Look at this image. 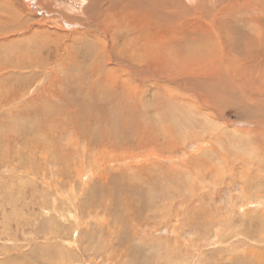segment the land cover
I'll use <instances>...</instances> for the list:
<instances>
[{
    "label": "rangeland",
    "instance_id": "374dc122",
    "mask_svg": "<svg viewBox=\"0 0 264 264\" xmlns=\"http://www.w3.org/2000/svg\"><path fill=\"white\" fill-rule=\"evenodd\" d=\"M144 1L0 0V264H264V0Z\"/></svg>",
    "mask_w": 264,
    "mask_h": 264
},
{
    "label": "bare ground",
    "instance_id": "6f19581e",
    "mask_svg": "<svg viewBox=\"0 0 264 264\" xmlns=\"http://www.w3.org/2000/svg\"><path fill=\"white\" fill-rule=\"evenodd\" d=\"M39 1L41 2V1H43V0H38V2H39ZM107 1H108V0H107ZM109 1H111V4H110L111 7H110V9L113 10V9L115 8V6L113 5L114 2H113V0H109ZM141 1H144V0H141ZM232 1H235V0H232ZM237 1H238V3H239V1L241 2V0H237ZM31 2H32V1H31ZM36 2H37V1H36ZM82 2H83V1H82ZM87 2H88V0H87ZM115 2H116V0H115ZM145 2H147V0L144 1L143 3H145ZM245 2H246V1H245ZM102 3H103V2H102ZM109 3H110V2H109ZM109 3L107 4V6L109 5ZM134 3H135V1H133V2L130 4L131 6L128 7V10H127V12H129V13H128L129 16H132V17H133V18H131V20H130V26H133V25L135 24V22H136V19H135V17H134V14H136L135 11H137V9H138V7H139V6H138V7L136 8V10H135L134 8H135L136 6H135V7H132L133 5H135ZM165 3H166V2H165ZM235 3H236V2H235ZM235 3H234V4H235ZM249 3L251 4V2H249ZM42 4H44V3L42 2ZM86 4H88V3H86ZM103 4H104V3H103ZM117 4H118V3H117ZM139 4H140V3H139ZM210 4H211V3H210ZM234 4H233L232 6H234ZM44 5H45V4H44ZM100 5H101V4H100ZM227 5H228V4H227ZM242 5H243V4H242ZM254 5H255V4H254ZM45 6H46V5H45ZM105 6H106V4H105ZM124 6L127 7V5H124ZM140 6H141V5H140ZM148 6H150V5H148ZM196 6H197V5H196ZM228 6H229V5H228ZM89 7H90V6H89ZM126 7H124V9H127ZM150 7H153V6L151 5ZM179 7H180V6H179ZM229 7H230V6H229ZM237 7H238V6H237ZM36 8H38V7H36ZM104 8H105V7H104ZM163 8H164V7H163ZM215 8H216V7H215ZM215 8H214V9H215ZM88 9H89V8H87L86 11H88ZM106 9H107V10H110V9H108V8H106ZM141 9H142V7H141ZM177 9H178V8H177ZM177 9H176V10H177ZM238 9H239V8H238ZM99 10H100V8H99ZM122 10H123V9H122ZM157 10H158V9H157ZM171 10H172V9H171ZM191 10H192V9H191ZM102 11H103V10H102ZM138 11H139V10H138ZM141 11H142V10H141ZM152 11H153V10H152ZM163 11H164V10H162V12H163ZM214 11H215V10H214ZM218 11H219V10H218ZM139 12H140V11H139ZM158 12L161 13V10H159ZM102 13H103V12H102ZM106 13L109 14V12H106ZM140 13H141V12H140ZM152 13H153V12H152ZM156 13H157V12H156ZM172 13H173V11L171 12V14H172ZM177 13H178V12H177ZM179 13H180V12H179ZM212 13H213V11H212ZM51 14H52V13H51ZM120 14H121V13H120ZM123 14H124V11L122 12L121 15H123ZM161 14H163V13H161ZM174 14L176 15L175 11H174ZM180 14H182V13H180ZM180 14H179V15H180ZM183 14H184V13H183ZM183 14H182L181 16L184 17L185 15H183ZM112 15H115V14H112ZM138 15H139V14H138ZM146 15H147V14H146ZM156 15H157V14H156ZM158 15H159V14H158ZM187 15H188V14H187ZM140 16H141V14H140ZM152 16H153V15H152ZM181 16H179V17H181ZM101 17H102V16H101ZM103 17H104V16H103ZM109 17H110V16H109ZM113 17H114V16H113ZM113 17H112V18H113ZM121 17H122V16H121ZM172 17H173V16H172ZM177 17H178V15H177ZM183 17H182V18H183ZM192 17H193V16H192ZM141 18H142V17H141ZM153 18H154V17H153ZM185 18H186V17H185ZM199 18H200V17H199ZM215 18H216V17H215ZM119 19H120V17H119ZM175 19H176V18H175ZM208 19H209V18H208ZM251 19H252V18H251ZM124 20H125V19H124ZM138 20H139V19H138ZM178 20H179V19H178ZM188 20H189V19H188ZM204 20H205V19H204ZM209 20H210V19H209ZM248 20H249V19H248ZM58 21H59V20H58ZM98 21H99V19H98ZM207 21H208V20H207ZM211 21H212V19H211ZM211 21H208V22L213 23V21H215V20L213 19V21H212V22H211ZM253 21H254V20H253ZM253 21H252V22H253ZM260 21H261V20H260ZM263 21H264V20H262V22H263ZM50 22H51V21H50ZM103 22H105V21H103ZM109 22H110V21H109ZM146 22H147L148 26H151V27H152L153 20L149 18V14L147 15ZM181 22H182V21H181ZM189 22H190V20H189ZM215 22H216V21H215ZM248 22H249V21H248ZM59 23H60V22H59ZM100 23H101V22H100ZM140 23H142V22H140ZM184 23H186V22H184ZM196 23H197V22H196ZM198 23H199V22H198ZM201 23H202V21H201ZM217 23H218V22H217ZM111 24H112V23H111ZM119 24H120V23H119ZM188 24H190V23H188ZM207 24H208V23H207ZM257 24H258V22H257ZM86 25H87V24H86ZM92 25H93V26H91V27H93V31H92L93 33H100V34H102L103 36L106 37V35H107V34H106V33H107V28H102V31H100V29H99V27H98V26H99L98 22H97V23H93ZM115 25H116V24H115ZM128 25H129V24H128ZM142 25H143V24H142ZM190 25H191V24H190ZM259 25H261V24H259ZM263 25H264V24H263ZM100 26H101V25H100ZM109 26H111V25H109ZM179 26H180V24H179ZM185 26H186V25H185ZM192 26H193V29H194L195 27H194L193 24L191 25V27H192ZM196 26H197V24H196ZM201 26H202V25H201ZM54 27H55V26H54ZM91 27H90V28H91ZM123 27H124V26H123ZM155 27H156V26H155ZM189 27H190V26H189ZM198 27H199V25H198ZM198 27H197V28H198ZM206 27H209V26H206ZM214 27H215V26H214ZM214 27H213V28H214ZM216 27H217V25H216ZM219 27H221V26H219ZM262 27H263V26H262ZM262 27H261V29H262ZM90 28H89V29H90ZM199 28H200V27H199ZM199 28H198V29H199ZM210 28H211V27H209V29H210ZM66 29H68V27H67ZM87 29H88V28H87ZM189 29H190V28H189ZM200 29L203 30L204 28H203V29L200 28ZM200 29H199V30H200ZM248 29H249V27H248ZM252 29H253V28H252ZM139 30H140V29H139ZM143 30H144V29H143ZM151 30H152V28H151ZM156 30H157V29H156ZM172 30H173V29H172ZM179 30H180V29H179ZM201 30H200V31H201ZM213 30H214V29H213ZM216 30H217V29H216ZM109 31H110V29H109ZM109 31H108V32H109ZM118 31H119V30H118ZM173 31H174V30H173ZM181 31H182V30H180V32H181ZM200 31H199V32H200ZM208 31H209V30H208ZM249 31H251V29H250ZM252 31H253V30H252ZM252 31H251L250 33H254V32H252ZM256 31H257V30H256ZM260 31H261V30H260ZM66 32H67V31H66ZM115 32H116V31H115ZM141 32H142V31H141ZM156 32H157V31H156ZM158 32H159V31H158ZM180 32H179V33H180ZM186 32H187V31H186ZM186 32H184V33H186ZM193 32H194V30H193ZM199 32H198V35L200 34ZM215 32H216V31H215ZM143 33H144V32H143ZM187 33H188V32H187ZM201 33H202V32H201ZM203 33H205V31H204ZM207 33L209 34V32H207ZM145 34H147V33H145ZM158 34H159V33H158ZM160 34H161V33H160ZM160 34H159V35H160ZM176 34H177V33H176ZM234 34H235V33H234ZM110 35H111V34H109V36H110ZM132 35H133V34H132ZM142 35H144V34H142ZM181 35H182V34H181ZM202 35H204V34H202ZM219 35H220V34H219ZM256 35H257V34H256ZM134 36H135V35H134ZM146 36H147V35H146ZM176 36H177V35H176ZM207 36H208V35H207ZM207 36H206V37H207ZM227 36H228V35H227ZM107 37H108V36H107ZM113 37H114V36H113ZM211 37H212V34H211ZM256 37H257V36H256ZM261 37H263V35H262ZM114 38H115V37H114ZM136 38H138V37H136ZM174 38H176V37H174ZM200 38H204V37H201V36H200ZM216 38H217V37H216ZM220 38H222V37H220ZM179 39H180V38H179ZM179 39H178V40H179ZM205 39H206V38H205ZM208 39H211V38L209 37V38H207V40H208ZM214 39H215V38H214ZM222 39H223V38H222ZM237 39H238V38H236V40H237ZM240 39H241V38H240ZM251 39H253L252 36H251ZM255 39H256V38H255ZM255 39H253V40H255ZM263 39H264V38H263ZM112 40H113V39H112ZM201 40H203V39H201ZM212 40H213V38H212ZM212 40H211V41H212ZM218 40H219V39H218ZM192 41H194V40H192ZM215 41H216V40H215ZM232 41H233V40H232ZM261 41H262V40H261ZM263 41H264V40H263ZM202 42H203V41H202ZM207 42H208V41H207ZM217 42H218V41H217ZM253 42H254V41H253ZM109 43H110V42H109ZM145 43H146V46L150 49V48H152L153 45H156V46H157L158 44H160V43H161V40H160V39L152 38L151 40L147 39V40L145 41ZM191 43H192V42H191ZM208 43H210V42H208ZM255 43H256V42H255ZM259 43H260V41H259ZM100 44L102 45L103 43H100ZM222 44H223V43H222ZM226 44H227V43H226ZM101 45H100V46H101ZM105 45H106V44H105ZM111 45H112V44H111ZM200 45H201V44H200ZM202 45H203V44H202ZM207 45H208V44H207ZM207 45H206V46H207ZM209 45H210V44H209ZM240 45H241V44H240ZM97 46H98V45H97ZM108 46H109V45H108ZM189 46H190V45H189ZM192 46H193V45H192ZM211 46H212V45H211ZM190 47H191V46H190ZM209 47H210V46H209ZM223 47H224V46H223ZM237 47H238V46H237ZM113 48H114V47H113ZM186 48H187V47H186ZM188 48H189V47H188ZM224 49H225V48H224ZM261 49H262V48H261ZM102 50H103V49H102ZM183 50H184V49H183ZM186 50L189 51V49H186ZM200 50H201V49H200ZM190 51H191V49H190ZM252 51H253V50H252ZM224 52H225V51H224ZM237 52H238V51H237ZM242 52H243V51H242ZM163 53H164V52H163ZM201 53H202V52H201ZM250 53H251V52H250ZM250 53H249V54H250ZM260 53H261V52H260ZM223 54H224V53H223ZM160 55H161V54H160ZM162 55H164V54H162ZM195 55H196V54H195ZM211 56H212V55H211ZM172 57H173V56H172ZM201 57H202V56H201ZM204 57H205V56H204ZM204 57H203V58H204ZM169 58H170V57H169ZM171 59H172V58H170V59H165V60H168V61H169V60H171ZM254 59H255V58H254ZM154 60H155V59H153V61H154ZM160 60H161V59H160ZM209 60H210V58H209ZM146 61H147V60H146ZM153 61H152V63H153ZM168 61H167V62H168ZM174 61H175V59H174ZM210 61H211V60H210ZM210 61H209V62H210ZM257 61H258V60H257ZM167 62H166V63H167ZM176 62H177V61H175L174 63H176ZM183 62H184V61H183ZM200 62H202V61H200ZM222 62H223V61H222ZM254 62H255V61H254ZM152 63H151V64H152ZM161 63H163V62H160V63H158V64H161ZM168 63H169V62H168ZM170 63H171V61H170ZM189 63H190V62H189ZM189 63H188V64H189ZM191 63H192V62H191ZM191 63H190V64H191ZM153 64H154V63H153ZM188 64L186 63V65H184V66L187 67ZM210 64H211V62H210ZM164 65H165V64H164ZM166 65H167V64H166ZM166 65H165V66H166ZM179 65H180V64H179ZM213 65H214V64H213ZM256 65H257V63H256ZM128 66H129V65H128ZM161 66H162V65H161ZM167 66H168V65H167ZM190 66H191V65H190ZM190 66H189V68H190ZM204 66H207V64L204 65ZM208 66H209V70H210L211 67H210L209 64H208ZM208 66H207V67H208ZM228 66H230V65H227V67H228ZM125 67H127V66H125ZM142 67H143V66H142ZM157 67H158V66H157ZM157 67H156V68H157ZM182 67H183V64H182ZM191 67H192V66H191ZM134 68H137V67H134ZM146 68H147V67H146ZM167 68H168V67H167ZM176 68H179V66H177ZM197 68H198V67H197ZM201 68H202V67H201ZM201 68H200V69H201ZM213 68H214V67H213ZM218 68H219V67H218ZM218 68H217V69H218ZM220 68H221V65H220ZM222 68H223V67H222ZM224 68H225V67H224ZM138 69H139V68H138ZM161 69L163 70L162 67H161ZM179 69H180V68H179ZM182 69L184 70V68H182ZM185 69H186V68H185ZM187 69H188V67H187ZM195 69H196V68H195ZM195 69H194V71H195ZM200 69H199L198 71H200ZM207 69H208V68H207ZM129 70H130V69H129ZM150 70H151V69H150ZM152 70H153V69H152ZM162 70H161V71H162ZM164 70H165V69H164ZM190 70H191V69H190ZM204 70H206V67H205V69H203V72H204ZM137 71H139V70H137ZM143 71H144V70H143ZM153 71H154V70H153ZM157 71H158V70H157ZM161 71H160V72H161ZM185 71H186V70H185ZM185 71H183V72H185ZM207 71H208V70H207ZM210 71H211V70H210ZM218 71H219V70H218ZM233 71H234V70H233ZM160 72H159V73H160ZM166 72H167V71H166ZM176 72H178V71H176ZM143 73H144V72H143ZM179 73H180V72H179ZM185 73H186V72H185ZM193 73H194V72H193ZM193 73H192V74H193ZM196 73H198V72H195V74H196ZM250 73H251V72H250ZM144 74H145V73H144ZM163 74H165V73H163ZM174 74H175V73H174ZM177 74H178V73H176V75H177ZM192 74H191V75H192ZM199 74L201 75V71H200ZM145 75H146V74H145ZM145 75H144V77H145ZM147 75H148V74H147ZM178 75H182V73H181V74H178ZM186 75H187V73H186ZM200 75H199V76H200ZM205 75H206V74H205ZM225 75H226V74H225ZM225 75H224V77H226ZM140 76H141V75H140ZM152 76H154V75H152ZM160 76H161V75H160ZM199 76L196 75L197 78H198ZM161 77H162V76H161ZM163 77H165V76H163ZM182 77H183V75H182ZM194 77H195V76H194ZM210 77L212 78V76H210ZM210 77H209V78H210ZM213 77H216V76H213ZM174 78H175V77H173V79H174ZM209 78H208V79H209ZM211 78H210V79H211ZM171 79H172V78H171ZM171 79H170V80H171ZM173 79H172V80H173ZM176 79H178V78L176 77ZM176 79H175V80H176ZM186 79H187V78H186ZM188 79H189V78H188ZM188 79H187V80H188ZM201 79H202V78H201ZM213 79H214V78H213ZM213 79H211V81H213ZM258 79H259V78H258ZM164 80H165V79H164ZM175 80H174V82L177 81V80H176V81H175ZM199 80H200V79H199ZM227 80H228V79H227ZM233 80H234V79H233ZM247 80H248V79H247ZM155 81H156V80H155ZM204 81H205V80H204ZM209 81H210V80H208V82H209ZM216 81H217V79H216ZM171 82H172V81H171ZM188 82H189V80H188ZM191 82H192V81H191ZM191 82H190V83H191ZM200 82H201V81H200ZM214 82H215V80H214ZM216 83H220V81H219V82L217 81ZM249 83H250V82H249ZM176 84H177V83H176ZM208 84H209V83H208ZM122 85H123V84H122ZM179 85H180V84H179ZM185 85H186V84H185ZM201 85H202V84H201ZM213 86H214V85H213ZM222 86H223V85H222ZM228 86H229V85H228ZM187 87H188V86H187ZM211 87H212V86H211ZM217 87H220V86L217 84ZM185 88H186V87H185ZM192 88H193V87H192ZM198 88H199V87H198ZM204 88H205V87H204ZM208 88H209V87H208ZM208 88H207V89H208ZM224 88H225V87H224ZM226 88H227V87H226ZM205 89H206V88H205ZM210 89H212V88H210ZM179 91H180V90H179ZM220 91H221V90H220ZM238 91H239V90H238ZM181 92H182V91H181ZM216 92H217V91H216ZM223 92H224V91H223ZM191 95H193V94L191 93ZM227 95H228V94H227ZM194 96H195V95H194ZM206 97H207V96H206ZM204 98H205V97H204ZM238 98H239V97H238ZM220 99H221V98H220ZM236 99H237V98H236ZM207 100H208V99H207ZM237 100H238V99H237ZM204 101H205V100H204ZM200 102H201V101H200ZM202 103H205V102H202ZM208 103H209V102H208ZM241 103H242V102H241ZM248 103H249V102H248ZM234 104H235V103H234ZM211 105H212V104H211ZM204 106H205V105H204ZM206 106H207V105H206ZM208 107H209V106H208ZM212 107H213V106H212ZM217 110H218V109H217ZM263 112H264V111H263ZM221 113H222V112H221ZM222 117H223V116H222ZM246 197H247V196H246ZM263 238H264V237H263ZM263 241H264V240H263Z\"/></svg>",
    "mask_w": 264,
    "mask_h": 264
}]
</instances>
